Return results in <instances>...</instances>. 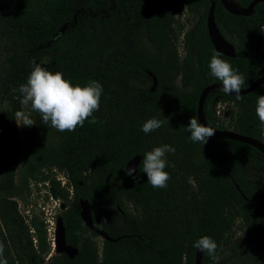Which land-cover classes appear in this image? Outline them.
<instances>
[{
  "label": "trees",
  "instance_id": "obj_1",
  "mask_svg": "<svg viewBox=\"0 0 264 264\" xmlns=\"http://www.w3.org/2000/svg\"><path fill=\"white\" fill-rule=\"evenodd\" d=\"M211 1L214 22L234 48L233 57L220 58L244 75L247 87L264 72L263 2L242 16L219 0H0V242L8 264H193L194 242L211 237L218 256L236 218L241 235L229 248L241 257L238 264H264V182L244 170L250 166L264 176V154L218 136L193 143L186 130L202 87L220 82L208 67L215 52L204 22ZM233 1L245 7L250 0ZM184 7L198 20L184 33L179 57L172 14ZM140 33L149 46L140 44ZM33 62L63 73L73 85L99 82L97 122L90 117L71 132L31 127L22 146L15 116L24 105L14 90L26 83ZM259 95L264 82L240 100L214 88L204 98L203 120L227 129L217 123L212 103L233 101L238 113L230 129L264 144L255 112ZM153 117L164 124L146 134L142 124ZM163 144L175 148L165 154L171 179L154 188L143 173V157ZM134 155L135 179L124 169ZM54 172L64 177L62 185ZM30 182L47 183L64 203L58 215L65 242L76 248L73 257L49 255L50 243L40 242L19 212L17 200L28 194ZM79 198L87 200L94 226L113 240L82 223ZM123 199L137 212L127 211ZM227 260L201 252L200 264Z\"/></svg>",
  "mask_w": 264,
  "mask_h": 264
},
{
  "label": "clouds",
  "instance_id": "obj_2",
  "mask_svg": "<svg viewBox=\"0 0 264 264\" xmlns=\"http://www.w3.org/2000/svg\"><path fill=\"white\" fill-rule=\"evenodd\" d=\"M222 53L215 51L209 61L210 74L222 84L225 94L235 93L236 99L240 100L241 90L245 88L246 80L244 75L233 69L232 65L221 59ZM18 91L21 94V104L30 106V111H18L16 122L19 125L31 127L36 124L31 113L36 112L40 120L47 127L51 126L59 132L75 131L77 127H82L86 120L96 123L93 113L99 110L100 97L103 92L102 85L93 80L85 85H73L65 79L63 73L50 72L39 63L33 62L26 83L19 85ZM255 112L260 122V129L264 135V95H259L256 101ZM163 120L155 117L147 119L141 130L150 133L162 127ZM190 132V140L193 143L204 145L208 138L215 135L216 129L201 123L192 116L186 126ZM166 153H175V148L168 144L154 147L146 152L143 157V173L146 174L147 182L154 188H165L171 179L170 174L165 171L167 161ZM137 169L129 166L126 175L133 176ZM193 247L201 252H207L209 256L216 260L217 243L211 237L205 235L196 240ZM5 245L0 242V264H8L4 255Z\"/></svg>",
  "mask_w": 264,
  "mask_h": 264
},
{
  "label": "rangeland",
  "instance_id": "obj_3",
  "mask_svg": "<svg viewBox=\"0 0 264 264\" xmlns=\"http://www.w3.org/2000/svg\"><path fill=\"white\" fill-rule=\"evenodd\" d=\"M228 3L235 5L233 0H227ZM176 24L180 25V32L178 35L176 49L179 57L184 54V49L182 47V33L185 32L190 26L198 19V16H193L188 14L186 11L180 12L178 15H175ZM138 39L140 40V44L144 47L149 46L148 41L145 39L142 33L139 34ZM263 60H264V52H263ZM149 82V81H147ZM150 83V82H149ZM212 109L214 111L216 120L218 124L225 126L227 129H230L234 118L238 113V106L233 101H225L222 102L218 99H214L212 103ZM24 112L30 111V106H23L22 110ZM32 118L36 120V124L31 127H39L41 129L46 128L47 126L43 124L40 120V116L36 112L31 113ZM16 119V116H15ZM18 130L20 131V140L22 146L24 145V131L29 130L31 127L23 126L17 124ZM19 165V164H18ZM245 174L248 178L255 180L256 182H264L263 174L250 166L245 167ZM18 171V166H17ZM55 177L59 180L60 185H62L65 181L64 177L59 172H54ZM17 179V176L15 177ZM193 184V183H191ZM49 185L47 183H29L28 194L24 196L23 199L17 200V208L19 212L24 215L26 221L33 225L31 226L30 231L33 234H36L40 242L50 243L51 250L49 255H54V251L52 249V238H53V230H54V221L56 215L60 212L59 204L62 200L59 198L51 199L48 193ZM123 207L131 212L136 213L135 207L130 203L129 200H122ZM241 235V227L239 219L236 218L232 225V234L229 239V245L224 247V249L220 250L217 259L222 258L223 256H227L228 260L226 264H238L240 262V256L233 252L229 246H234ZM37 238L33 240L35 242ZM97 245H99L100 238L96 239ZM214 260V261H216Z\"/></svg>",
  "mask_w": 264,
  "mask_h": 264
},
{
  "label": "water",
  "instance_id": "obj_4",
  "mask_svg": "<svg viewBox=\"0 0 264 264\" xmlns=\"http://www.w3.org/2000/svg\"><path fill=\"white\" fill-rule=\"evenodd\" d=\"M220 4L223 6L225 10L228 12L235 14V15H242L246 16L251 12L252 6L256 2H263L264 0H250L248 4L245 7H239L236 4L232 5L228 3L227 0H219ZM213 2L211 1L209 4V7L206 12L205 16V28L206 32L208 35V39L210 43L212 44L214 51H220L222 55L228 56V57H233L234 56V48L232 44L224 38V36L221 34L219 31L217 25L214 22L213 18ZM151 78V87L150 90H153L155 86V77L153 74H150ZM264 82V72L261 73L259 76L255 78V80L247 87H245L243 90H241V94H245L254 88H256L259 84H262ZM221 87L222 84L221 82H211L206 84L205 86L202 87L200 90L198 97H197V103H196V109H195V115L196 118L201 122L205 123L203 120V116L201 113L202 110V104L204 101V98L207 94L208 91ZM235 95V93H232ZM207 125V124H206ZM209 126V125H207ZM212 127V126H210ZM215 128V127H213ZM216 132L215 135L213 136H218V137H223V138H229L233 140H239L246 142L256 149H258L261 153L264 154V144L260 142L258 139L253 138L248 135H244L241 133H238L236 131H233L231 129H224V128H215ZM139 161V155H134L132 156L129 160H127L124 164V169L126 170L129 166H134L136 168V165ZM48 193L50 195L51 199H55V194L54 190L52 187H48ZM78 204H79V216L82 221V223L89 228L90 230L98 233L101 237L107 239V240H113L112 238L108 237L103 231L99 230L97 227L94 226L91 216H90V211H89V205L87 200L85 199H78ZM59 209L62 211L64 209V203L60 202L59 204ZM52 249L54 251V254H65L68 257H73L74 254L76 253V248L70 244H67L65 242V237H64V226L62 223V218L60 215H56L55 221H54V230H53V238H52ZM201 261V251L197 250L195 255H194V261L193 264H200Z\"/></svg>",
  "mask_w": 264,
  "mask_h": 264
},
{
  "label": "flooded vegetation",
  "instance_id": "obj_5",
  "mask_svg": "<svg viewBox=\"0 0 264 264\" xmlns=\"http://www.w3.org/2000/svg\"><path fill=\"white\" fill-rule=\"evenodd\" d=\"M183 10L187 12V10H186L185 7H184V8H181L179 11H177V12L174 13V14H172V15H173V18H174L175 15H178V14H179L180 12H182ZM187 13H188V12H187ZM188 14H190V13H188ZM190 15H192V14H190ZM174 19H175V18H174ZM197 20H198V19H197ZM197 20H196V21H197ZM196 21H195V22H196ZM195 22H194V23H195ZM204 22H205V19H204ZM194 23L190 26V28H188L187 30H185V32L182 33V37H183L184 33H186L187 31H189V30L191 29V27L194 25ZM175 26H176L177 29H178V35H179V32H180V31H179V30H180V27H179V26H180V25L176 24V19H175ZM60 211H61V210H60ZM57 215H58V214H57Z\"/></svg>",
  "mask_w": 264,
  "mask_h": 264
}]
</instances>
